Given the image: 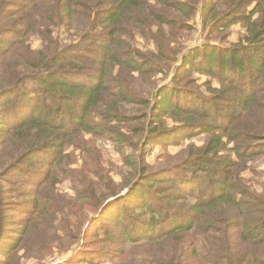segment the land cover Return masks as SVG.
I'll return each instance as SVG.
<instances>
[{
  "label": "trees",
  "instance_id": "obj_1",
  "mask_svg": "<svg viewBox=\"0 0 264 264\" xmlns=\"http://www.w3.org/2000/svg\"><path fill=\"white\" fill-rule=\"evenodd\" d=\"M193 18L212 33L240 23L244 34L227 46H171ZM135 29L154 50L131 43ZM202 134L183 156L147 162L152 145ZM0 139V159H13L8 195L28 198L0 211V264L20 252L14 227L30 233L47 213V185L72 180L60 169L67 150L98 175L101 142L121 155V181H73L72 199L102 206L87 230L104 216L120 255L138 248L114 264H264V192L241 178L264 177V0H0Z\"/></svg>",
  "mask_w": 264,
  "mask_h": 264
},
{
  "label": "rangeland",
  "instance_id": "obj_2",
  "mask_svg": "<svg viewBox=\"0 0 264 264\" xmlns=\"http://www.w3.org/2000/svg\"><path fill=\"white\" fill-rule=\"evenodd\" d=\"M197 18H193L189 22L194 25L192 30L181 32L179 39L181 45L172 43L170 44L171 46L175 45V47H180L184 51L198 45L200 46L207 41L212 42L211 44L227 46L233 42H237L244 34V28L240 23L231 25L225 31L218 30L212 33ZM70 37L65 41L69 42V40H72ZM123 38L130 40L129 37L123 36ZM130 41L137 49L144 53L155 49L153 38L149 37V40H147L137 29L133 31V37ZM31 45L33 49H37L40 48L41 43L38 39H32ZM194 78H196V82L201 86L209 80L207 75L201 74H195ZM213 85L215 87L219 86L216 80H213ZM169 122L172 124L171 120ZM86 139H88V136ZM205 139L206 134H202L191 139H183V143L180 145H168L166 147L161 144H154L149 149L147 162L152 166H160L169 156L173 158L181 157L183 156L182 153L191 144L200 146L204 143ZM97 146L98 149L97 151H93V154L101 155L102 164L100 167L97 163L93 168H99L100 174L98 175L89 171L88 167H85L84 158L82 157L83 153L80 149L70 147L67 150V154L64 157L65 162L60 166V169L69 172L72 180L67 178L62 180L63 177H60L59 181L62 180L61 183L47 185V189L40 195V202L42 201L41 209L43 212L47 209V213H42L40 220L34 224L30 233L29 231L24 233L23 228L17 229L18 226L14 227L16 228L15 230L19 231L17 235L22 234L23 239L20 240V252L15 257H12L11 261L7 259L8 264H114L123 259L130 261L133 258L132 255H126L125 253H136L138 251L136 246L124 247L125 251L122 256L118 253V250L119 248L122 249L123 246L113 241L111 243L104 238L102 225H111L110 222H104V216L93 228L87 230L89 218L92 215L98 216L102 206L97 208V204H94L82 207L72 199L75 196L73 181L76 184L84 181L80 186L82 190H85L89 188V183L92 184V182L101 188L110 181L108 177L114 182H120L122 179V172H125L126 168L123 165V159L117 151L116 146L112 143L103 142L101 144L98 143ZM12 162L13 159L7 162L3 161L1 156L0 211L4 215L10 214L9 210L13 206L16 205L18 208L22 202L25 204L28 201L26 197L22 201L18 197L13 198L8 195V190L11 186L3 180L9 181L13 178L8 174L12 167L8 164ZM256 167L264 170V158L257 162ZM241 178L253 185L254 190L257 192H264V177L255 176L251 169L243 171ZM52 192L60 198H65L64 195L67 197L63 203H56L55 198L49 196ZM109 200L110 198L103 201V206ZM46 203L48 205H45ZM62 206L65 210L64 212H62ZM121 207H124V203L121 204ZM16 218L21 221L25 218L21 209L16 211ZM11 227L13 228L12 225ZM2 258L5 257L0 256V260Z\"/></svg>",
  "mask_w": 264,
  "mask_h": 264
}]
</instances>
